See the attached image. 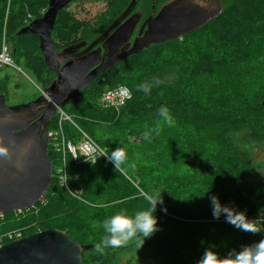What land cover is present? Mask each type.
I'll use <instances>...</instances> for the list:
<instances>
[{
	"label": "trees",
	"instance_id": "16d2710c",
	"mask_svg": "<svg viewBox=\"0 0 264 264\" xmlns=\"http://www.w3.org/2000/svg\"><path fill=\"white\" fill-rule=\"evenodd\" d=\"M105 1L115 4L113 17L128 2ZM48 2L0 0V51L5 29L16 61L45 87L56 79V73L46 64L40 37L19 31L33 18L41 17ZM82 20L69 6L58 13L52 33L57 49L74 40L73 34L84 25ZM263 38L264 0H226L221 13L199 30L181 40L153 45L112 70L122 68L121 73L105 72L104 85H88L81 91V100H72L74 105L70 107V102L66 110L108 149L109 155L117 147L123 148L131 173L122 167L115 169L106 158L93 164L77 163L66 155L68 185L80 191L78 198L58 179L57 168L64 156L51 141L49 156L54 176L49 189L36 205L5 213V220L0 219V234L24 227L26 234L52 227L62 229L76 242L92 245L83 252V264H123L122 257L139 252V256L152 257L157 264H197L209 247L214 246L213 250L223 256L264 239V226L260 233L253 234L227 223L224 215L213 219L209 199L216 195L222 204L246 210L252 219L264 212V160H256L254 155L264 149V41L259 43ZM224 47L233 50L229 59L221 53ZM222 64L220 71L218 66ZM119 75L124 79L116 80ZM154 77L163 83L153 87L149 95L136 90L137 85ZM217 78L221 86L219 82L213 84ZM233 83L239 86L237 93L228 91ZM119 85L131 91L127 103L120 111L102 106L99 98L103 91ZM161 106L169 109L174 121L171 125L159 116L157 109ZM96 121L120 124L124 136L98 137L95 130L86 128ZM57 127L55 115L49 130ZM156 127L159 133L144 139V133ZM72 129L73 125H65L67 137L77 142L80 134ZM143 144L149 146L151 159L155 160L154 166L149 165L150 159L145 168L153 171L162 165L167 180L161 189L158 183L149 190L142 187L146 182L137 171L143 164L137 166L136 158L128 155V148ZM160 196L163 204L157 205L155 212L159 230L145 238L142 248L138 249L132 240L121 247L107 248L103 254L93 250L104 235L100 225L105 219L121 208L134 215L148 206L147 198Z\"/></svg>",
	"mask_w": 264,
	"mask_h": 264
},
{
	"label": "water",
	"instance_id": "95a60500",
	"mask_svg": "<svg viewBox=\"0 0 264 264\" xmlns=\"http://www.w3.org/2000/svg\"><path fill=\"white\" fill-rule=\"evenodd\" d=\"M71 1L49 0L45 13L30 21L19 31V34L40 36V48L46 64L51 70L57 71L58 76L51 85L45 88L46 94L41 93L25 103L8 105L6 94L0 93V134L5 137L6 144L8 141L14 142L12 160H0V212H12L36 204L49 189L53 177V162L49 156L48 124L56 112L57 105L65 106L71 100L79 101L81 90L104 69L118 63L123 56L139 53L153 43L176 40L185 34L194 32L222 11L221 5L213 11L204 4L202 6L201 0L199 2L197 0H174L164 6L153 19H148L150 21L148 30L142 37L136 38L133 47L125 55L115 56L105 63H103L104 59L100 60L101 57H99L96 61L86 63L84 74L75 75L64 70L68 63L67 59L73 56L66 57V54L85 46L87 41H81L59 52L52 39L58 13ZM138 1L131 0L108 29L92 41L84 51H89L101 41L105 49H108L106 46L108 40L112 42L118 40L128 24V19L123 20L134 9ZM173 8L179 9V13L184 16H189L198 10L203 13L191 27L188 26L168 36L159 37L150 34L152 22L155 21L158 25L165 24L164 18L173 17L172 15L175 14L170 12L164 15L163 13ZM158 19L160 22H157ZM43 24L46 26L44 36L41 33ZM115 52L112 50L110 54L114 55ZM99 62H101L100 65L91 70ZM87 74H89L88 78H86ZM91 247L92 245L76 242L66 231L52 227L0 246V264H83V252Z\"/></svg>",
	"mask_w": 264,
	"mask_h": 264
},
{
	"label": "clouds",
	"instance_id": "9594fccd",
	"mask_svg": "<svg viewBox=\"0 0 264 264\" xmlns=\"http://www.w3.org/2000/svg\"><path fill=\"white\" fill-rule=\"evenodd\" d=\"M199 2V0H197ZM163 81L154 77L151 81H145L137 85V91H143L149 95L153 87H158ZM159 116L171 125L174 121L166 106L157 109ZM158 127L152 128L144 133V139L150 140L151 134H158ZM14 142L5 143V137L0 134V160L11 161L13 158L12 147ZM107 156L108 160L113 162L115 169L120 168L126 163V152L123 148L117 147ZM98 158L93 157L91 162L96 163ZM19 167V165H17ZM212 207L213 219H220L221 215L225 216L227 223L234 227L253 234L261 232V226H264V212L258 219H249L246 210H237L236 207L224 205L220 202L219 197L212 195L209 197ZM148 206L130 215L128 210L121 208L110 217L105 219L100 225L104 231L98 243L93 245L96 253L103 254L107 248H116L126 245L129 241L135 240L136 247L142 248L145 238H151L158 228V218L155 215L157 205L163 204L162 196L147 198ZM163 211L167 212V208ZM214 247V246H213ZM213 247L205 249L197 264H264V239L254 242L250 245H243L239 250L232 249L226 255L221 256L213 250Z\"/></svg>",
	"mask_w": 264,
	"mask_h": 264
},
{
	"label": "rangeland",
	"instance_id": "374dc122",
	"mask_svg": "<svg viewBox=\"0 0 264 264\" xmlns=\"http://www.w3.org/2000/svg\"><path fill=\"white\" fill-rule=\"evenodd\" d=\"M111 1H115V0H111ZM114 5L115 4H112V2L108 3L105 0H72L64 8H67L69 6L70 9H72L75 12L76 16L79 19H83L82 21L84 22V25L82 26L81 30L78 33L76 32L75 34H73L71 39H78L80 37L91 39L97 36L98 30H96L95 27L98 26L99 23L102 21L101 19L102 16H104L105 18L107 17L113 18L112 8H115ZM3 33H4L3 40H4V37L8 39L5 29ZM263 39H259L260 40L259 43H263L264 41ZM221 53H224L222 55L224 56L226 55L227 58L229 59L230 56L233 54V50L230 47H224L221 50ZM16 60H17V57L14 56V61L22 67V70H23L22 72L18 71L16 68L10 65H6L0 68V80L3 83V86H0V90H1L0 93H4V91L7 93V104L8 105H15V104L28 102L34 99L39 94L43 93V92L40 93V90L38 89L42 85L37 81L38 80L37 77L31 71H29L23 63L17 62ZM223 66L224 64L218 66L220 71L223 70ZM121 69L122 68L116 71L110 72V75L116 72L121 73ZM5 78H8V80H6ZM86 78H88V76ZM119 79H124V77L119 75L116 77V80H119ZM216 82H219V85H220L221 79L220 78L215 79L213 84H215ZM42 87H44V90H45L46 87L45 86H42ZM228 91L232 93H237L239 91V86L236 83L230 84ZM73 105L74 103L73 101H71V106L67 105L66 108L65 107L64 108L68 110V108L72 107ZM130 124L132 125V123ZM73 127L75 128V129H72L73 133H76V134L79 133L80 134L79 136L81 137V133L79 129L76 128L74 125ZM86 128L88 130H95L96 135L100 138H108V137L114 138L120 134L121 136H124V132H125V129L121 130L120 124L111 126V125H108L107 123L97 122V121L91 122L89 126H86ZM129 138H130V141L132 142L133 138L130 135H129ZM104 148L106 149L108 153V149L106 147ZM150 152L151 150L149 146L145 144L139 145L137 147L128 148V155L134 156L137 159V160L136 159L134 160V164H136L137 166L141 165V163L143 164V166L140 168V171H137L139 173V177L144 178L143 181L146 182V186H144L143 184L142 187L145 188L146 190H149L148 187L152 189V187L158 183L159 189H161V187L167 180L165 177L164 171H161L162 165H159L158 170H153V171L145 168V166L149 164L150 159H151ZM254 155H255L256 160H264V149L263 148L258 149ZM151 160L152 161L149 165L154 166L155 160L153 159ZM121 167L125 169V171L131 173L128 170L126 164L122 165ZM141 189L139 187L138 191L142 192ZM140 254L141 252H139V254L134 255V256H130V255L128 256L127 254L121 258V261L123 262V264H157V261L154 258L141 257L139 256Z\"/></svg>",
	"mask_w": 264,
	"mask_h": 264
},
{
	"label": "built area",
	"instance_id": "2783aa9c",
	"mask_svg": "<svg viewBox=\"0 0 264 264\" xmlns=\"http://www.w3.org/2000/svg\"><path fill=\"white\" fill-rule=\"evenodd\" d=\"M0 65H10L16 68L18 71H23L22 67L14 61L13 55L11 53V47L6 40V37H4L0 51ZM38 89L40 90V93H44V87L40 86ZM131 95V91L126 85H119L103 92L99 98V103L102 106L114 108L116 111H120L121 107L127 103L128 99L131 98ZM56 116L58 119V127L51 130L49 132V136L55 149L58 152H61L64 156L63 165H61L59 168V180L62 185L67 187V190L73 196L81 198L80 191L74 190L68 185L69 175L66 168V155H70L73 160L81 163L85 161H92L93 157L98 158L97 160L100 158L108 159L107 156L102 155L109 154L107 153L106 149L98 143L97 140H95L78 125V123L75 121L74 114H70L64 107L59 106ZM66 124L74 125L79 129L81 133V140L78 143H75L67 138L65 133ZM227 205L231 206L230 204ZM0 219L5 220L4 212H0ZM24 234V230H17L15 232L8 233V235L7 231L3 232L0 234V244L7 240L20 238L24 236Z\"/></svg>",
	"mask_w": 264,
	"mask_h": 264
},
{
	"label": "flooded vegetation",
	"instance_id": "af4514ba",
	"mask_svg": "<svg viewBox=\"0 0 264 264\" xmlns=\"http://www.w3.org/2000/svg\"><path fill=\"white\" fill-rule=\"evenodd\" d=\"M130 1L131 0H128L127 4L119 12H117L114 17L112 15L113 18H110V17L105 18L104 16L101 17L102 21L99 23L98 26L95 27V29L98 30L97 36H95L94 38H91V39H86L85 37H80L78 39L71 40L68 43H66L65 45L58 48V51L62 52L66 47L72 46L74 44H77V43H80L81 41L86 40L87 44L85 46H82V47L76 49L75 51H71L68 54H66V57H70L73 55L72 57L68 58L67 61L84 57L87 54H95L94 56H96V58L101 57L100 60H102L109 53H112V50L116 51L115 52L116 56L121 57V56L125 55L133 47L136 38L142 37L145 34V32L148 30V28L150 26V21H148V19L149 18L153 19L164 6H166L169 3H172L174 0H139L137 2L136 6L134 7V9L123 20V21H125L126 19H128V24L125 26V29L123 30V32L119 36L120 38L118 40L116 39L113 42L108 40L107 41L108 43L106 45L108 47V49H105V46L103 45V42L101 41V42L97 43L92 49L85 52L84 50L91 44V42L94 41L95 39H97L99 36H101L106 31V29H108V27L117 19V17L125 9V7L129 4ZM200 4H202V6L204 4L205 7L211 8L213 11H215L217 9V6L221 5L222 10H223L225 7V4H226V0H201ZM33 19H35V18H33ZM191 33H193V32H191ZM191 33H188V34H191ZM188 34H185L178 39L181 40ZM106 38H108V36ZM168 41H170V40H168ZM168 41H165L162 43H153L149 47H145L139 53L127 55L125 57L123 56L119 60L118 63L104 69L99 75H97L93 79V81L90 84H92L94 82H98L100 85H104L103 79L106 77V75L104 74L105 72L115 70L117 67L123 66V63L127 64L128 60L135 57V55L142 54L146 49L150 48L153 45L163 44V43H166ZM109 45H110V47H109ZM81 52H83V53L80 54ZM93 59H95V57ZM100 63L101 62L96 64L94 67H92L91 70L94 69L95 67H97V65H100ZM55 66H56V64H55ZM51 71L56 73V78H57V76H58L57 71H54V70H51Z\"/></svg>",
	"mask_w": 264,
	"mask_h": 264
},
{
	"label": "bare ground",
	"instance_id": "6f19581e",
	"mask_svg": "<svg viewBox=\"0 0 264 264\" xmlns=\"http://www.w3.org/2000/svg\"><path fill=\"white\" fill-rule=\"evenodd\" d=\"M194 6V5H193ZM192 6V7H193ZM173 9H175V8H173ZM168 10L167 12H165V13H163L164 15L165 14H170V12H172V13H174L175 15H172L173 17H167L166 16V18H164L165 20H166V23L165 24H161V25H158V24H156V22L155 21H153L152 22V25H151V31H150V34L152 33V34H155V35H157V36H159V37H161V36H168V35H170L171 33H174V32H177V31H180V30H182V29H185V28H187L188 26H193V24H194V22L199 18V17H201L202 16V14L201 13H203L202 11H196L195 13H193V14H189V16H184V15H182L181 13H179V9L178 10ZM157 22H160L159 21V19L157 20ZM45 24H43L42 25V28H41V33H42V35L44 36V33H45ZM40 37V36H39ZM7 40V39H6ZM54 42V41H53ZM57 49V48H56ZM58 50V49H57ZM95 54H90V55H86V56H84V57H81V58H78V59H72V60H70V61H68V63L66 64V66H65V72H68V73H70V74H75V75H82V74H84L85 73V67H86V63H89V62H92V61H96L97 59H99V58H96V56H94ZM116 55L114 54H108L107 56H105L103 59H104V62L103 63H105V62H107L109 59H112V58H114ZM95 57V59H93ZM14 58V57H13ZM0 66H6V65H0ZM93 70V69H92ZM100 74V73H99ZM98 74V75H99ZM89 74H87V76H88ZM93 80H91V82H92ZM90 82V83H91ZM90 83L88 84V85H90ZM87 85V86H88ZM86 86V87H87ZM85 87V88H86ZM85 88H83V89H85ZM82 89V90H83ZM108 89H110V88H108ZM108 89H106V90H108ZM81 90V91H82ZM106 90H104V92L106 91ZM5 94V93H4ZM44 94H46V92H45V90H44ZM103 94V93H102ZM7 96V95H6ZM80 96H81V92H80ZM81 100V99H80ZM72 101V100H71ZM70 101V102H71ZM76 101V100H75ZM69 102V103H70ZM68 103V104H69ZM59 106H61V105H57V108H56V112H55V114H54V116L57 114V109H58V107ZM66 106V105H65ZM65 106H61V107H65ZM49 122H50V120H49ZM48 129H49V124H48ZM49 132H50V130H49ZM90 135V134H89ZM67 136V135H66ZM68 138V137H67ZM94 138V137H93ZM68 139H70V138H68ZM95 139V138H94ZM70 140H72V139H70ZM81 140V139H80ZM79 140V141H80ZM96 140V139H95ZM73 141V140H72ZM78 141V142H79ZM73 142H75V141H73ZM78 142H75V143H78ZM50 143H51V139H50V136H49V146H50ZM99 143V142H98ZM100 144V143H99ZM101 145V144H100ZM102 146V145H101ZM51 159V158H50ZM66 159V158H65ZM64 162V161H63ZM85 162H88V161H85ZM78 163V162H77ZM81 163H84V162H81ZM63 165V164H62ZM61 166V165H60ZM60 166L57 168V172H56V174H57V176H58V179H59V168H60ZM66 168H67V166H66ZM68 175H69V173H68ZM53 176H54V164H53ZM52 180H53V177H52ZM60 181V180H59ZM44 196H45V194H44ZM43 196V197H44ZM42 197V198H43ZM42 198H41V200H42ZM40 200V201H41ZM39 201V202H40ZM37 204V203H36ZM36 204H33V205H31V206H29V207H32V206H34V205H36ZM29 207H26V208H23V209H27V208H29ZM19 210H22V209H19ZM19 210H15V211H19ZM12 212H14V211H12ZM4 213H8V212H4ZM25 228L26 227H24V228H16V229H12V230H9V231H7V235H8V233H11V232H15V231H17V230H25ZM40 231V230H39ZM37 232V231H36ZM31 234V233H30ZM26 235H28V234H24V236H26ZM24 236H22V237H24ZM22 237H20V238H22ZM20 238H15V239H12V240H7V241H5L4 243H2V244H0V246H2V245H4L5 243H8V242H11V241H14V240H17V239H20Z\"/></svg>",
	"mask_w": 264,
	"mask_h": 264
}]
</instances>
